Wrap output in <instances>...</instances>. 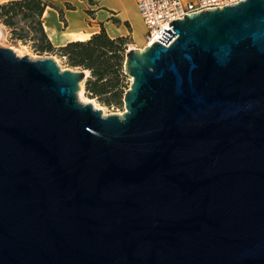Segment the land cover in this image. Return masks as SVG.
Listing matches in <instances>:
<instances>
[{
  "label": "water",
  "instance_id": "95a60500",
  "mask_svg": "<svg viewBox=\"0 0 264 264\" xmlns=\"http://www.w3.org/2000/svg\"><path fill=\"white\" fill-rule=\"evenodd\" d=\"M163 31L121 114L0 46V264H264V0Z\"/></svg>",
  "mask_w": 264,
  "mask_h": 264
},
{
  "label": "trees",
  "instance_id": "16d2710c",
  "mask_svg": "<svg viewBox=\"0 0 264 264\" xmlns=\"http://www.w3.org/2000/svg\"><path fill=\"white\" fill-rule=\"evenodd\" d=\"M44 0H8L0 3V22L11 31V39L18 41H33L37 52H55L66 58L72 67L88 71L85 89L104 104L121 103L125 92L123 79V62L126 53V37H110L102 27L88 39L74 40L55 48L48 38L43 25L42 14L46 6ZM67 8L72 6L67 3ZM27 21L35 34L29 35L18 27L20 22ZM117 21V20H115Z\"/></svg>",
  "mask_w": 264,
  "mask_h": 264
},
{
  "label": "crops",
  "instance_id": "0c3cea01",
  "mask_svg": "<svg viewBox=\"0 0 264 264\" xmlns=\"http://www.w3.org/2000/svg\"><path fill=\"white\" fill-rule=\"evenodd\" d=\"M5 1L8 0H0V3ZM44 1L49 5L43 11L42 24L50 41L57 46L88 39L103 27L110 37L128 36L129 48L143 47L138 45L143 41L144 25L137 11V0ZM67 3L72 8H67ZM136 26L143 28L142 35L135 31Z\"/></svg>",
  "mask_w": 264,
  "mask_h": 264
},
{
  "label": "built area",
  "instance_id": "2783aa9c",
  "mask_svg": "<svg viewBox=\"0 0 264 264\" xmlns=\"http://www.w3.org/2000/svg\"><path fill=\"white\" fill-rule=\"evenodd\" d=\"M240 1L243 0H137V11L145 28L144 46L157 41L172 20Z\"/></svg>",
  "mask_w": 264,
  "mask_h": 264
},
{
  "label": "rangeland",
  "instance_id": "374dc122",
  "mask_svg": "<svg viewBox=\"0 0 264 264\" xmlns=\"http://www.w3.org/2000/svg\"><path fill=\"white\" fill-rule=\"evenodd\" d=\"M17 26L18 27L22 26L23 30L28 32L29 35H33L36 33L35 30L29 27V24L27 21L20 22V24H18ZM135 31L138 33V35H142L143 28H141L140 26H136ZM144 31H145V28H144ZM109 32L112 33L111 30H109ZM125 37H126V46H127L126 51H127L129 49V46H131V40L129 39L128 36H125ZM143 37H144V33H143ZM32 42L33 41L29 39H27L26 41L12 40L10 29L6 25H4L2 22H0V46L10 47L17 55L19 56L27 55L31 59H41V58L50 57L55 61V63L59 66L61 70L63 69L82 70L79 67L70 66L67 63L66 58L64 56H60L58 53L35 51L33 48ZM138 45L144 47L143 41L138 43ZM53 46L55 48L60 47V46H57V44H53ZM87 74H88V71H87ZM85 80L86 78L80 82V89L79 91H77V97L79 101L83 103H88V102L91 103L93 107L100 109L103 115L113 114V113L121 114L124 112L125 108H124V103H123V97L121 99V103H117V104L112 103L109 105L104 104L98 97H94L90 95L88 91H86ZM123 83L125 84L124 90L126 91V89L129 87L131 83V78L127 76L126 78L123 79Z\"/></svg>",
  "mask_w": 264,
  "mask_h": 264
},
{
  "label": "bare ground",
  "instance_id": "6f19581e",
  "mask_svg": "<svg viewBox=\"0 0 264 264\" xmlns=\"http://www.w3.org/2000/svg\"><path fill=\"white\" fill-rule=\"evenodd\" d=\"M86 74H87V71H86Z\"/></svg>",
  "mask_w": 264,
  "mask_h": 264
}]
</instances>
